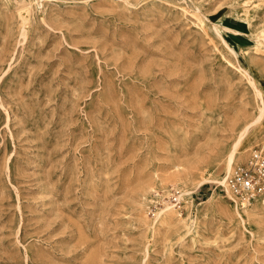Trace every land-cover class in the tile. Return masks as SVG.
Wrapping results in <instances>:
<instances>
[{
	"label": "rangeland",
	"instance_id": "374dc122",
	"mask_svg": "<svg viewBox=\"0 0 264 264\" xmlns=\"http://www.w3.org/2000/svg\"><path fill=\"white\" fill-rule=\"evenodd\" d=\"M262 37L264 0H0V264H264V194L157 213L264 147Z\"/></svg>",
	"mask_w": 264,
	"mask_h": 264
},
{
	"label": "built area",
	"instance_id": "2783aa9c",
	"mask_svg": "<svg viewBox=\"0 0 264 264\" xmlns=\"http://www.w3.org/2000/svg\"><path fill=\"white\" fill-rule=\"evenodd\" d=\"M227 185L217 183L215 188L224 191L231 200L240 202H251L264 194V147L252 150L248 159L238 163L233 170L224 175ZM229 188L236 199L228 195ZM172 204L174 208L180 207L181 199L179 194H173Z\"/></svg>",
	"mask_w": 264,
	"mask_h": 264
},
{
	"label": "bare ground",
	"instance_id": "6f19581e",
	"mask_svg": "<svg viewBox=\"0 0 264 264\" xmlns=\"http://www.w3.org/2000/svg\"><path fill=\"white\" fill-rule=\"evenodd\" d=\"M264 39V37H262ZM264 111V110H263ZM259 118H257L256 120L251 121L248 124H245L242 129L238 132L235 142L233 143V145L231 146V148L228 150L227 152V156L225 159V163H226V171L227 173H230L235 165V162L237 161V154L241 148V145L245 139V136L247 135L248 131L250 130V128L252 127V125L258 121ZM189 180V184L187 186H183L184 188L182 189V192L179 194V197H183V195H191L192 192L197 188L200 187L203 183L205 182H214V183H224L225 185H227V182L225 180L224 177H221L218 179V177H216L215 175L211 174L209 177H203L201 180H199L197 183H192L191 181V177H189L187 179V181ZM182 183V180H181ZM183 184V183H182ZM228 191V195H230L231 197L235 198V195L233 194V192L227 188ZM235 207L237 208V211L240 210H245L244 207H240L239 206V200L236 199L235 201ZM174 205V204H173ZM173 205L170 204H166L163 208H161L157 213L158 214H163L165 213L166 215L172 216L176 213H178V210L176 208H174Z\"/></svg>",
	"mask_w": 264,
	"mask_h": 264
}]
</instances>
